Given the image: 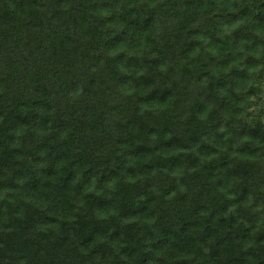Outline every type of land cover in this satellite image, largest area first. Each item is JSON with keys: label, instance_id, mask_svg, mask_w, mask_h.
Masks as SVG:
<instances>
[{"label": "trees", "instance_id": "16d2710c", "mask_svg": "<svg viewBox=\"0 0 264 264\" xmlns=\"http://www.w3.org/2000/svg\"><path fill=\"white\" fill-rule=\"evenodd\" d=\"M260 83L264 0H0V264H264Z\"/></svg>", "mask_w": 264, "mask_h": 264}, {"label": "rangeland", "instance_id": "374dc122", "mask_svg": "<svg viewBox=\"0 0 264 264\" xmlns=\"http://www.w3.org/2000/svg\"><path fill=\"white\" fill-rule=\"evenodd\" d=\"M260 85L262 86V87H260L259 86V88H263L264 89V85L262 84V83H260ZM257 110L255 109V112H256ZM250 113L252 112V111H249Z\"/></svg>", "mask_w": 264, "mask_h": 264}]
</instances>
